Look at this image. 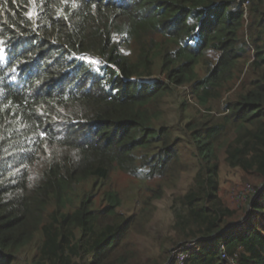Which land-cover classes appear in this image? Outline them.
<instances>
[{"label": "trees", "instance_id": "1", "mask_svg": "<svg viewBox=\"0 0 264 264\" xmlns=\"http://www.w3.org/2000/svg\"><path fill=\"white\" fill-rule=\"evenodd\" d=\"M222 165L249 185L237 233ZM191 168L173 235L136 262L131 235ZM262 183L264 0H0V264H163L188 243L184 264H264Z\"/></svg>", "mask_w": 264, "mask_h": 264}, {"label": "rangeland", "instance_id": "2", "mask_svg": "<svg viewBox=\"0 0 264 264\" xmlns=\"http://www.w3.org/2000/svg\"><path fill=\"white\" fill-rule=\"evenodd\" d=\"M86 62L96 69H98L101 66H110L99 57H87ZM244 74H247L246 70L244 71ZM156 78L157 80L160 81L165 80L163 75L151 77V79H155V80ZM176 92L177 95H180L181 97H186V95L189 94V88L187 87L178 88L176 89ZM167 109L170 110L168 114L167 123H169L170 126L174 127L175 132L178 133L177 129H181L180 126L181 124L179 125V127H176V119H178L176 105L173 104L167 107ZM193 173H194V168H191L189 172H185L184 174L181 175L176 188L166 189L164 196L161 199L154 201L153 204L155 207V211L153 213L152 218L150 219V222L143 229L142 231L143 233L131 235L129 241L134 244L133 252L136 255V262H139V260L142 261L145 260L149 262L159 258L160 241L168 237V235L169 236L173 235L172 232L173 220H172V214L169 209L172 195L178 193H184L185 191H187L191 179L194 175ZM114 180L116 182L115 184H117L116 188L120 189V192H123L124 194V191L128 190L123 200L122 211L128 214L135 213L137 211L138 204L136 197L132 194L131 191L133 182L129 181L126 177L123 176L122 177L115 176L113 181ZM219 185H220L219 194L224 199L226 205L230 209L238 211L237 213L239 218L233 223L235 224L237 222L238 224H240L237 227H241V226L243 227L244 223L242 222L247 216V213H245V211H247L249 207L248 204H249L250 196H249V192L246 190V188H248L249 185L243 182V176L239 171L230 170L224 165H222L220 169ZM263 189H264V183H262L261 186H259V191ZM246 197H248V199ZM234 231L235 233H237L236 230ZM180 246L175 247V249L173 248L174 250L172 249L170 251L169 257ZM223 260L226 262V264H238L235 261L234 263H231V261L228 259H223ZM167 261L164 262L163 264H167Z\"/></svg>", "mask_w": 264, "mask_h": 264}, {"label": "built area", "instance_id": "3", "mask_svg": "<svg viewBox=\"0 0 264 264\" xmlns=\"http://www.w3.org/2000/svg\"><path fill=\"white\" fill-rule=\"evenodd\" d=\"M243 6L246 8L248 6V2H245ZM197 249L195 243H188L180 246L176 249L172 255L169 257L167 264H184L190 252L195 251ZM223 259H227L225 254H222ZM230 260V259H229ZM231 263H234L233 260H230Z\"/></svg>", "mask_w": 264, "mask_h": 264}, {"label": "water", "instance_id": "4", "mask_svg": "<svg viewBox=\"0 0 264 264\" xmlns=\"http://www.w3.org/2000/svg\"><path fill=\"white\" fill-rule=\"evenodd\" d=\"M259 192H260V191H258V193H259ZM250 210H251V205H249V207H248V210H247V216L249 215ZM247 216H246V217H247ZM236 224H238V223L236 222L235 224L232 223V224L228 225L224 230L220 231L219 234L225 233V232H227V231L233 229V228L236 226Z\"/></svg>", "mask_w": 264, "mask_h": 264}, {"label": "clouds", "instance_id": "5", "mask_svg": "<svg viewBox=\"0 0 264 264\" xmlns=\"http://www.w3.org/2000/svg\"><path fill=\"white\" fill-rule=\"evenodd\" d=\"M81 58H84L83 56H80ZM87 59V57H85V60ZM246 213H247V211H246ZM249 216V215H248ZM247 216V217H248ZM247 217L244 219V221L242 222V223H244L246 220H247ZM238 225H240V224H237L233 229H231V230H237V229H239L240 227H237ZM230 231V230H229Z\"/></svg>", "mask_w": 264, "mask_h": 264}]
</instances>
